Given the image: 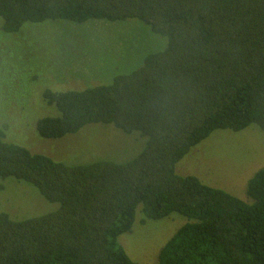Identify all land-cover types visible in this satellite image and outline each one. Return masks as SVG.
<instances>
[{"label": "trees", "instance_id": "1", "mask_svg": "<svg viewBox=\"0 0 264 264\" xmlns=\"http://www.w3.org/2000/svg\"><path fill=\"white\" fill-rule=\"evenodd\" d=\"M97 20L137 21L165 48L107 83L43 90L51 113L35 131L60 140L111 126L141 139L140 152L122 164L69 165L6 141L1 124L0 264H138L119 238L138 218L171 215L185 223L157 264H264V168L247 183L248 201L175 170L215 131L256 126L264 135V0H0L4 34ZM11 183L30 187L43 210L11 214L1 199Z\"/></svg>", "mask_w": 264, "mask_h": 264}, {"label": "rangeland", "instance_id": "2", "mask_svg": "<svg viewBox=\"0 0 264 264\" xmlns=\"http://www.w3.org/2000/svg\"><path fill=\"white\" fill-rule=\"evenodd\" d=\"M165 45L163 38L133 20L27 24L16 34L0 30V125H8L6 141L69 165L122 164L134 159L142 140L111 126H87L60 140L40 138L35 124L51 109L39 96L46 89L82 90L107 83L111 71L121 68L117 74L129 73L141 65L146 52L161 51ZM262 168L264 135L250 126L240 132L215 131L191 149L175 170L248 201L247 183ZM1 199L16 216H35L43 210L39 195L22 183L9 184ZM184 223L178 215L146 222L138 218L134 230L122 235L119 243L133 262L157 264L160 250Z\"/></svg>", "mask_w": 264, "mask_h": 264}]
</instances>
